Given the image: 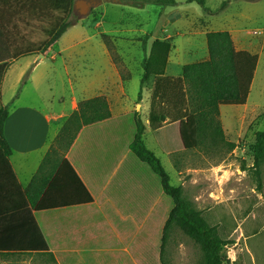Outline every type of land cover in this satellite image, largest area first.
Listing matches in <instances>:
<instances>
[{
  "label": "crops",
  "instance_id": "obj_1",
  "mask_svg": "<svg viewBox=\"0 0 264 264\" xmlns=\"http://www.w3.org/2000/svg\"><path fill=\"white\" fill-rule=\"evenodd\" d=\"M208 31H228L236 50L257 54L251 49L252 30L243 27L235 19V26L230 29L216 28L202 32L200 43L203 45L202 52L205 60L208 58L205 37ZM194 41V38H191L189 42L185 43L173 42L174 45L167 56L162 76H181L183 66L194 62L191 61L195 54ZM6 43L0 29V63L10 62L2 76L0 85V102L7 108L3 134L11 149L8 156L11 169L17 183L21 189H24L46 156L55 160L56 163L62 158V152L51 143L61 123L77 108L78 102L99 95H105L109 102L107 90L109 76L108 72L103 69L99 74H95L89 67L90 71L87 73L85 87L80 90L78 85L76 89L72 88L69 106L63 105L58 109L50 108L41 102L37 90L42 83V77H44L41 65L46 53L43 58H39L38 55H25L11 60V53ZM51 59L55 60V54L51 55ZM155 78L156 74L149 77L145 85L142 84L140 99H138V92L133 96L128 95L130 100L133 99L134 106L123 101L118 108H112L109 104L111 116L83 126L65 154L91 193L93 202L78 206L32 211L43 243L47 246V252L52 254L55 264H105L106 259L102 256L107 254L113 256V259L117 261L116 264H127L131 260L137 264L138 261L134 256L144 255L142 248L149 232L143 227L146 222L145 217L148 215L144 212H146V208L156 207L159 204H165V208L160 210L161 218L157 214L152 222L156 226V220H158L157 227L160 229L163 225V233L164 224L174 203L171 197V202H168V195L162 189L159 176L147 163L137 158L129 148L136 134L135 112L139 113L144 125L143 140L146 146L153 153L155 150L164 153L171 161L179 183L175 186H181L184 194L183 187L186 182L184 173L189 174L199 170V167H190L186 164V160L204 158L206 153L205 148L196 146L197 132L192 115L177 121L167 119L155 130L150 125V105ZM254 80L255 73L245 104L219 106L221 126L225 140L228 142L237 143L243 130H246L243 118L240 119L238 113L242 111V107L246 106L249 100ZM122 86L120 79L121 92L124 91ZM28 87L31 88L28 89ZM249 115L245 114L247 117ZM117 129H127V134H129L121 159L111 171L105 169L97 172L94 167L101 168L100 165L105 164L109 154V148H105L104 145L109 146L110 141L118 140ZM145 134L149 135V140L153 143L152 147L148 146L144 138ZM254 140L255 137L252 143ZM95 145L98 146V154L93 151ZM131 154L135 158L130 156ZM127 159L130 160L129 164L126 163ZM220 166H214L212 169L215 171ZM223 171L222 176H228L230 169H223ZM1 172L0 170V192L5 191V198L0 196V205L7 204L8 206L14 202L23 204L18 192H15L14 195L15 186L11 183H3L4 178ZM28 210L30 211V209ZM25 211L26 208L23 207L21 210L9 213L0 221V224L5 222L7 226L3 229L2 224L0 225V240L5 239L9 234V238L13 241L11 243L13 247L0 250V252L9 253L15 252V250L45 252L44 249L34 251L28 247L29 235L23 226H19L29 219L30 212L28 214ZM143 230L146 237L143 236ZM136 240H139L138 243H135ZM160 246L161 243H159L157 259L161 264ZM155 253L157 254L156 250Z\"/></svg>",
  "mask_w": 264,
  "mask_h": 264
},
{
  "label": "rangeland",
  "instance_id": "obj_2",
  "mask_svg": "<svg viewBox=\"0 0 264 264\" xmlns=\"http://www.w3.org/2000/svg\"><path fill=\"white\" fill-rule=\"evenodd\" d=\"M222 1L205 0V4L199 6L184 0H176L175 5L101 0L99 6L83 17L73 11L70 26L51 45L42 60L44 77L37 90L41 102L47 107H68L72 88L76 89L77 85L79 90L85 87L91 67L95 74H99L102 69L108 72L107 90L112 108H118L122 101L134 106L133 99L130 100L128 95H135L140 88L143 42H146V57L153 72L151 77L157 70V57L162 52V49L156 47L158 42L168 44L169 56L173 42L185 43L194 38L195 54L191 61L196 62L205 60L203 45L200 43L203 31L230 29L235 26V19L243 27L252 30L251 49L257 52L259 59L249 100L238 113L239 118H243L246 130H243L242 136L235 143L237 148L228 151L226 145L222 144L205 149L204 158L186 160L188 166L199 167V170L184 173L186 182L183 188L186 197L197 208L205 211L209 221L219 225L226 236L234 241L226 248L229 264H264V165L261 167L260 178H257L251 167L253 138L257 131L264 130V0H229L223 7ZM53 54L55 60L51 59ZM120 79L123 92L120 91ZM246 113L250 115L247 117ZM117 132L118 140L110 141L109 146L104 145L109 148L105 164H101V168L94 167L95 171H111L121 159L129 134L127 129H117ZM144 138L148 146L152 147L149 135L145 134ZM93 148L94 153L98 154V146ZM154 153L168 173L171 184L178 185L171 161L158 150ZM130 156L135 158L132 154ZM129 162L127 159L126 163ZM214 166L220 167L214 171ZM223 169H230L228 176H222ZM167 198L171 202L170 197ZM162 208H165V204L146 208L144 212L148 215L143 227L149 232H146L148 238L142 248L144 255L134 256L137 264H160L157 255L163 225L159 229L158 220L155 226L152 219L157 214L161 218ZM102 257L106 259L105 264L117 263L111 254ZM159 258L161 264H200L202 251L180 229L173 228L164 244L162 260L161 255ZM0 264L55 262L43 252L15 250L0 252ZM127 264L134 263L131 260Z\"/></svg>",
  "mask_w": 264,
  "mask_h": 264
},
{
  "label": "trees",
  "instance_id": "obj_3",
  "mask_svg": "<svg viewBox=\"0 0 264 264\" xmlns=\"http://www.w3.org/2000/svg\"><path fill=\"white\" fill-rule=\"evenodd\" d=\"M160 5H175L176 0H120ZM187 3L205 4V0H184ZM229 0L222 1V7ZM74 0H0V29L11 53V60L25 55L45 54L51 45L61 37L70 26ZM208 58L187 63L178 77L162 76L168 56V44L156 43L161 54L157 57L158 67L155 72L150 105V125L157 129L163 121H177L192 115L197 132L196 146L205 149L216 148L225 144L231 151L236 144L225 140L220 121V105H243L247 101L250 86L257 67L258 56L245 50H236L228 31H208L205 35ZM144 57L141 61L143 70L140 78L138 99L141 87L151 72L146 57V42L142 43ZM10 62L0 63V85L2 76ZM111 116L109 102L105 95H99L78 102L77 108L66 118L54 139V145L62 152L58 163L46 156L29 184L21 189L8 161L10 146L3 134V125L7 117V108L0 102V170L4 184L15 186L13 190L22 198L21 202L0 205V221L9 213L26 208L29 219L19 224L29 235L28 247L34 251L45 250L53 261L51 253L43 243L42 235L33 218L32 211L89 204L93 197L79 175L66 158L80 129ZM136 134L129 148L141 161L147 163L156 173L162 189L173 200L174 206L164 224L161 238L160 255L166 239L173 228L180 229L202 251L200 264H229L227 246L234 241L229 239L224 230L212 224L204 210L197 209L186 197L181 186L171 184L160 159L145 145L143 140L144 125L138 112L134 114ZM252 168L260 178L264 165V130L255 133L252 145ZM2 189V188H1ZM3 190V189H2ZM5 191L0 196L5 198ZM27 209H30V211ZM25 222V221H24ZM2 228L7 227L1 222ZM0 224V225H1ZM4 229V228H3ZM8 234V233H7ZM8 234L0 240V250L13 247Z\"/></svg>",
  "mask_w": 264,
  "mask_h": 264
},
{
  "label": "water",
  "instance_id": "obj_4",
  "mask_svg": "<svg viewBox=\"0 0 264 264\" xmlns=\"http://www.w3.org/2000/svg\"><path fill=\"white\" fill-rule=\"evenodd\" d=\"M100 4L101 0H74L73 11L78 16L83 17ZM38 57L43 58L44 54H39Z\"/></svg>",
  "mask_w": 264,
  "mask_h": 264
}]
</instances>
